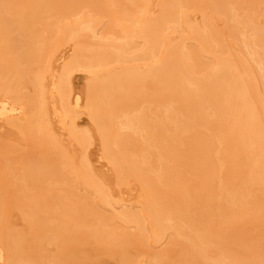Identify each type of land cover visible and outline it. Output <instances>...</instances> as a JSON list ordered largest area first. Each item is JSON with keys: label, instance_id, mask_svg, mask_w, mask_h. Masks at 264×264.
Masks as SVG:
<instances>
[{"label": "bare ground", "instance_id": "6f19581e", "mask_svg": "<svg viewBox=\"0 0 264 264\" xmlns=\"http://www.w3.org/2000/svg\"><path fill=\"white\" fill-rule=\"evenodd\" d=\"M4 1L12 5L3 8L0 0V120L44 143L51 103L54 113L69 120L70 135L82 147L93 142L94 134L99 137L119 183L133 178L141 183L142 205L100 212L91 194L105 201L110 191L93 174L88 156L72 161L62 149L46 145L39 156L23 160L21 170H13L9 188L1 184L11 188L5 202L25 211L23 219L32 229L29 235L22 229L8 233L0 224L2 264H70L68 255L77 253L78 242L92 247L80 259L72 258V264H106L100 252L113 255L116 264H141L133 248L139 251L148 244V228L155 240L173 231L169 244L183 250L178 264H264L261 244L249 245L240 259L222 240L226 234L238 235L241 222L253 220L264 227V75L258 78L249 57L264 69V26L245 14L249 6L241 8L249 1L239 6L243 0H160L155 14L149 10L151 0ZM189 11L202 12L201 21ZM76 14L82 16L66 21ZM216 14L224 17L233 36H240L249 59L242 48L238 46L242 57L236 56L222 41L213 22ZM181 23L187 24L186 31L169 38V30L177 32ZM89 33L103 48L78 40L54 75L53 88L46 90L45 74L54 70L48 62L58 44L55 37ZM137 42L135 57L153 59L140 74L141 83L133 79L137 66L114 65L127 61ZM203 54L212 56L210 63L202 60ZM81 69L91 73L84 95L73 84L75 71ZM80 108L93 121V132L78 127ZM177 109L183 117L172 116ZM187 173L194 181L186 179ZM121 222L136 232L126 231ZM260 234L264 236V229ZM56 240L61 244L48 256L45 243ZM212 242L217 252L206 245ZM170 250L150 252L149 263L166 264Z\"/></svg>", "mask_w": 264, "mask_h": 264}, {"label": "rangeland", "instance_id": "374dc122", "mask_svg": "<svg viewBox=\"0 0 264 264\" xmlns=\"http://www.w3.org/2000/svg\"><path fill=\"white\" fill-rule=\"evenodd\" d=\"M151 1L149 2V6H150L149 10L150 11L154 10L152 13L155 14L158 12V7H159L157 5L156 1L158 2L160 0H153L152 2ZM248 1H249V3L246 0L247 4L242 5L243 3H245V0H243L238 5L239 6L242 5V7H241L242 9L248 8L247 6H249L248 11H245L246 12L245 14H248L251 17L253 16V19H255L259 23V25H261L260 27L264 26V0H257V1L256 0H248ZM251 1H252V3H251ZM13 3L17 7V3L16 4H15V2H13ZM150 3L151 4L153 3L152 6L150 5ZM155 4L158 6L157 8L155 7L156 6ZM7 5H12V3H10L9 1L7 3L6 1L3 0V8L8 9L9 6H7ZM205 6H207V5H205ZM197 7L199 8L200 6H197ZM207 9L209 11H207L206 9H205V11L210 13L209 7ZM86 10H89V9H86ZM194 11L192 10L191 12H194ZM191 12H190V16L194 20L198 19V21H201L202 15L200 13H202V12L199 11L200 13L198 12L196 14L195 13L191 14ZM241 12H242V10H241ZM90 13L95 14V12L93 10H91ZM80 16H82V14H78V15L76 14L73 16H69L66 19V21H72V19L76 20V19H78V17L80 18ZM218 16H219V14L218 15L216 14L215 18H217V19H214L213 22L214 23L216 22L214 24L215 28L218 27L219 28L218 30L222 32L221 37H223V40L222 39L221 40L224 41V43L227 41L226 43L228 45L229 44L230 45L229 46L227 44L226 45L228 47H230V49H231V46L233 47L232 50L234 49V52L232 50H230V51L233 52V54L235 53L236 56L242 55V52L239 51V47L242 48V51L244 50V53L247 54V55L245 54L242 56L249 59L248 55H250V54L247 52L248 49H247V51L245 50V48H246V47L244 48L245 45H243L241 43L240 36H238L239 38L236 36H233L232 33H230L231 29L229 27H227L228 25L224 24V23H226V21H224L225 20L224 17L222 15H220L219 17H221V18H218ZM98 17H99V15H98ZM222 17H223V19H222ZM257 22H255V23H257ZM181 24H182V26H179L180 29L179 30H178V28L176 29V30H178L177 32L174 33V32L169 30V34H168L170 36L169 38L174 39L176 37H179V35L181 34V31L182 32L186 31L185 26H187V24L186 23H181ZM183 25H184V27H183ZM181 28L183 30H181ZM249 34L250 33H247V35H249ZM17 37H19V36H17ZM55 38H56V40L55 39L54 40L57 41L56 43H58V44H56V46L54 48L55 51L53 52L54 53L53 57L50 58V61L48 63H49V66L51 65L50 69H54L55 71H57V73L54 72V70H49L47 72L48 75L45 74L46 79H44V83H45V85L47 84L46 90H51V88H53V86H52L54 84L53 82L56 81V79H57L56 77L58 76L60 70L62 69V66L64 65L66 60H68L70 58V56L74 53V50L76 49L77 45L82 44L84 46L92 47L94 49L103 48V45L98 42L100 39L97 38L96 36L94 37L92 35V33H89V35H87V36L86 35L81 36L79 38H69V37H65L63 39H59L58 37H55ZM169 38H168V41L170 40ZM61 40H62V42H61ZM78 40L80 42L79 44H78ZM189 43L192 45V44H195V41L189 40ZM139 45H140V42H137V45H136L137 48L134 49V52L131 54L130 58L127 61L116 62V63H114V65L122 66V67L123 66H137L139 69H138V72L136 73V76L133 77V79L135 81L141 83L144 81V78H142L140 76V74L142 73V71H144V69L146 68L148 63L153 62V59H151V58L150 59H142V58L135 57L136 53L138 52L137 50L139 48ZM228 47H227V49H228ZM161 48H160V53H159L160 55L162 54V52L165 51L166 45L165 44L162 45ZM235 48H236V50H235ZM203 55H202V57H203L202 60L210 63L212 56H209V54L208 55L206 54L207 56L206 55L203 56ZM249 57H250V63H252L251 64L252 67L254 66V69H255V72H256L258 78L260 80H262L263 75H264V69H260L261 67L256 63V61L253 60V58L251 56H249ZM251 58H252V60H251ZM50 62H51V64H50ZM49 72H52V73L50 74ZM90 74L91 73L87 69H81L79 71L77 70V72L75 71V73H74V76H73L74 88L76 91H79L82 95H84V92L86 90V86L89 83L88 81H90V77H91ZM89 75H90V77H89ZM29 89H30V87H29ZM260 89L263 90L262 85H260ZM139 90H141V88H139ZM53 91H55V89H53ZM261 93H262V98L264 99V96H263L264 92L262 91ZM0 96H1V92H0ZM52 108L53 107L50 103L49 104V110H50L49 120H50L51 125H50V129L46 130V132L44 134V136L46 137V140L44 143L41 141V138L39 136L30 140L28 134L24 130H21V128L18 125H16L15 123L9 122V120L7 121V119H1L0 120V188H1V190L3 189L2 188L3 186L7 187L9 185V183L11 182L12 177H13V174H12L13 170H15V171L21 170L23 160L39 156L41 154V151L43 150L44 146L48 145L49 147L55 146L59 149H62L64 151V153L66 154V156L69 157L70 160H72V161H78L81 158V156L84 154H86L88 156V158L91 161V164L93 166V174L101 181V183L105 186V188L110 191L109 192L110 196H109L108 200H105V201H102L98 196L91 194V196L96 201V202H94V207H96V209L100 210V212L108 215L111 213L112 214L118 213L121 210H123V208L124 209L125 208H131V209L134 208L137 210L141 209V207H140L142 205L140 202L141 201L140 195L142 193L141 183L134 178L129 179L125 182L119 183L117 178H116L117 176H115L116 172L114 170L113 164L109 161V159L103 153L102 145L100 144V141L98 140L99 137L94 134L93 142L86 148L82 147L81 144L79 143V141L75 137H72L70 135V132L68 130L69 120L63 121V119L58 114H56L52 111ZM22 114L24 116V113H21L19 116H22ZM172 116H174L176 118H180V117H183L184 115L177 109V110L172 112ZM22 119H23V117H22ZM4 120H6L7 122ZM23 121H24V119H23ZM77 125L80 129H89L92 132H93V130H95L94 123L91 120V118L88 115V112L85 108L79 109L78 116H77ZM206 133H207V131H206ZM65 174L68 176H71V174L68 170H65ZM186 179H190V180L194 181L195 178L192 177L191 174L187 173ZM9 187L10 186H8V188ZM58 187H59L58 185H57V187L56 186L54 187L55 193L59 192ZM10 189H8V190L3 189L2 190L3 191L2 195H3V203L4 204H3V212L0 215V224L3 228V231H5V232L15 233L18 230L22 229L26 235H29V233L31 234L32 229L27 223V220H26L27 218H24L25 221L23 219L24 216L25 217L27 216V213L25 211H23L22 209L18 208L17 206L14 207L15 202H9L12 205L5 202V200L7 199L6 198L7 195L8 196L10 195V191H11ZM216 198H217V195H216ZM226 203H228V202H225L224 204H226ZM14 208L17 210L14 211ZM21 211L24 213H22ZM211 211L212 212H218V209L216 208V206H212ZM24 214H26V215H24ZM250 221L248 220L246 222H241L239 227L237 225L236 228H238L240 231V232L238 231V235L231 237V236H228L229 234H226L224 237L225 240H224V238L222 239L223 241H226L224 244L227 247H233L237 250L238 255H239L238 258L241 257L240 259H243L244 255H246L249 252L248 248H249V245H251V244H252L251 246H253V244L255 246H256V244H261L260 254H262V256H264V253H263L264 252V239H263L264 236L262 234H260L261 231L263 232L264 227H262L261 224L257 223L256 221H253V220H250ZM121 225L124 227V229L126 231H128L130 233H134L137 230L136 227L132 226L131 224H127L126 222H121ZM260 228L262 230H260ZM238 229H236V231ZM172 233H173V231H168L166 236L162 237L161 239L155 240L152 232L148 228V230H147L148 238L145 240V241L148 240V244L143 243V244H141L143 246L140 245V248H138L139 251L141 252L140 256L137 253V251H138L137 248H133L134 249L133 252L135 253V255L137 254V256H136L137 260H139L141 262V264H150L149 263V255H150L149 253L150 252L152 254L153 252H160V251L166 250V248L170 247L171 248V250L169 251L170 255L166 256L165 262H166V264L177 263L178 261L177 262H175V261L178 259L177 257H180L181 253H183V250L179 246H174L172 244H169V239H170L169 235ZM248 236L251 238H249ZM54 242L55 241H52V244L50 243L51 245L49 244V242L45 243V248H46V252H47L48 256L53 255L51 253H55L58 250V248L56 249V247H58L61 244L60 241L57 242V240H56V242H55L56 245H54L55 244ZM78 243L81 246H79V244H78V246L76 245L77 253L71 252L70 255L71 254H73V255L72 256L68 255L70 257V260L67 257L65 258L66 259L65 262L67 261L66 263H69L68 262V260H69L71 262L70 264H72L73 263L71 260L72 258L77 256L76 258L80 259L82 256L85 255V253L88 251V249H90L92 247V245L88 244L87 242H85V243H87L86 245L81 244L80 242H78ZM212 244H214V245H212ZM47 245H49V246H47ZM206 245H209V246L211 245L210 249H212V250L210 252L214 253V252L218 251L217 250L218 248H215V247H217L215 242H212L211 244H206ZM47 250L48 251L51 250V251L48 252ZM104 254L105 253H101V252L99 253V259L100 260L106 261V264H116V261H114V260H116V258L112 254H110V255H112L113 258H111L112 256L109 257V254H107L108 257L107 256L104 257L103 256ZM73 261H75V259ZM207 262L209 264L214 263L213 260H210V261L206 260L205 263H207ZM2 263H3V261H0V264H2Z\"/></svg>", "mask_w": 264, "mask_h": 264}]
</instances>
